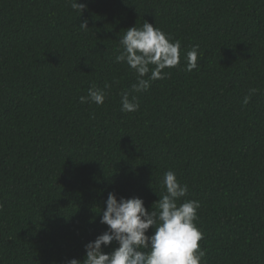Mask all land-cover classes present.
Masks as SVG:
<instances>
[{
	"label": "trees",
	"instance_id": "obj_1",
	"mask_svg": "<svg viewBox=\"0 0 264 264\" xmlns=\"http://www.w3.org/2000/svg\"><path fill=\"white\" fill-rule=\"evenodd\" d=\"M78 2L0 0V264L82 261L108 193L151 211L168 170L181 202H200L204 264H264V0ZM145 21L181 41V61L134 92L115 58ZM93 87L103 105L81 103ZM125 92L138 111L121 110Z\"/></svg>",
	"mask_w": 264,
	"mask_h": 264
},
{
	"label": "clouds",
	"instance_id": "obj_2",
	"mask_svg": "<svg viewBox=\"0 0 264 264\" xmlns=\"http://www.w3.org/2000/svg\"><path fill=\"white\" fill-rule=\"evenodd\" d=\"M73 9H84L78 0H70ZM88 28L87 22L81 23ZM120 54L116 62H126L136 74L134 92L147 91L151 83L167 79L170 71L181 61V41L176 40L162 29L145 21L142 27L133 26L119 38ZM199 45L186 53V70L198 68ZM147 77V78H146ZM110 85H105V89ZM105 89L90 88L87 96H81V103L91 102L103 105L107 93ZM257 89L250 88L243 103L247 105ZM121 110L136 112L140 108L137 97L129 98L122 93ZM165 191L159 195L155 207L149 211L144 200L139 197L117 198L109 192L105 207L102 208L100 223L107 230L95 240L85 245V258L81 261L70 259L66 264H204L205 250L201 247L203 232L197 226L200 202L184 199L189 191L188 185L181 184L173 170L164 173L161 181ZM149 229H155L148 235ZM111 252L105 248L113 245Z\"/></svg>",
	"mask_w": 264,
	"mask_h": 264
}]
</instances>
